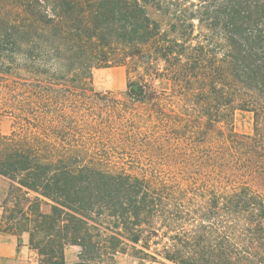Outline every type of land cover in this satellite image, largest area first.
<instances>
[{"label": "trees", "instance_id": "obj_1", "mask_svg": "<svg viewBox=\"0 0 264 264\" xmlns=\"http://www.w3.org/2000/svg\"><path fill=\"white\" fill-rule=\"evenodd\" d=\"M0 73V232L38 264H264V0H0Z\"/></svg>", "mask_w": 264, "mask_h": 264}, {"label": "rangeland", "instance_id": "obj_2", "mask_svg": "<svg viewBox=\"0 0 264 264\" xmlns=\"http://www.w3.org/2000/svg\"><path fill=\"white\" fill-rule=\"evenodd\" d=\"M22 80L17 77L7 78L0 73V131L9 134L15 122L16 109L19 108V102L23 95L20 89ZM127 69L124 66H112L105 68H96L93 70V87L95 92H110L119 95L126 90ZM158 91L169 90L168 82H157ZM118 97H121L118 96ZM102 102V101H101ZM234 128L239 134L250 135L254 132V115L249 111H237L234 117ZM9 187V180L0 176V193L6 197ZM264 192V187L257 185ZM1 200V203L3 202ZM49 207L45 206V210ZM2 209H0V216ZM80 248L70 247L67 252L68 264H73L77 260ZM135 261L127 255L120 254L113 264H134Z\"/></svg>", "mask_w": 264, "mask_h": 264}, {"label": "crops", "instance_id": "obj_3", "mask_svg": "<svg viewBox=\"0 0 264 264\" xmlns=\"http://www.w3.org/2000/svg\"><path fill=\"white\" fill-rule=\"evenodd\" d=\"M3 198L4 194L0 193V203ZM0 264H38L37 254L30 248L27 234L23 236V243L19 248L16 236L0 232Z\"/></svg>", "mask_w": 264, "mask_h": 264}]
</instances>
